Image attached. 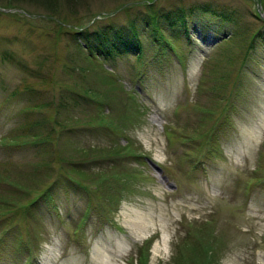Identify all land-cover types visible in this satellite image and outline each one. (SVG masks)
I'll use <instances>...</instances> for the list:
<instances>
[{"label": "rangeland", "instance_id": "1", "mask_svg": "<svg viewBox=\"0 0 264 264\" xmlns=\"http://www.w3.org/2000/svg\"><path fill=\"white\" fill-rule=\"evenodd\" d=\"M0 264H264V0H0Z\"/></svg>", "mask_w": 264, "mask_h": 264}, {"label": "trees", "instance_id": "2", "mask_svg": "<svg viewBox=\"0 0 264 264\" xmlns=\"http://www.w3.org/2000/svg\"><path fill=\"white\" fill-rule=\"evenodd\" d=\"M92 20H93V19H91L89 22H91ZM89 22H88V23H89ZM88 23H87V24H88ZM79 28H80L81 31L87 32L86 29H82V27H79ZM83 28H88V26H87V27H83ZM77 34L82 35V33H77ZM112 35L114 36V37L112 38V43H113V39H114V38L116 39L117 36H119V34L115 33V31H114V32L112 33ZM211 136H212V135H211Z\"/></svg>", "mask_w": 264, "mask_h": 264}]
</instances>
